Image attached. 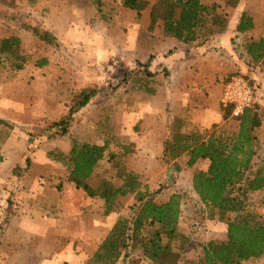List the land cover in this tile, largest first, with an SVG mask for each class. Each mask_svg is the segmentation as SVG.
<instances>
[{"label": "rangeland", "instance_id": "374dc122", "mask_svg": "<svg viewBox=\"0 0 264 264\" xmlns=\"http://www.w3.org/2000/svg\"><path fill=\"white\" fill-rule=\"evenodd\" d=\"M150 1L141 0L135 6H128L122 0H100V7L92 0H36L32 4L14 0L13 8L0 3V45H6L10 36H17L21 53L30 57L21 70L9 69L7 60L0 64V118L12 126L7 129L0 125V264H38L40 255L49 257L50 264H87L101 242L102 229L109 223H101V217L105 216L102 200L89 198L82 190L86 203H80L77 209L72 204L79 195L61 199L63 189L56 186L66 181L68 171L60 163H50L46 152L53 148L67 149L71 137L80 142L108 138L110 123L113 125L124 117L116 112L115 106L129 102L128 97L119 96L118 88L122 85L123 93H127L131 85L130 81L126 82L127 75L137 71V67H129L130 55L145 49L148 33L161 28L160 22L151 23L147 5ZM202 1L216 2L227 25H233L241 9L253 10L264 17V0H244V5L238 4L239 0ZM102 12L105 19L101 18ZM31 27L47 30L54 42L41 41ZM249 35L264 36V18L258 31ZM232 39L238 56L242 37L236 35ZM38 58H45L47 64L37 67ZM143 64L144 61L139 64V76L158 73L144 68ZM262 73L264 66L244 64L243 70L233 74L248 80L252 101L257 103L264 99ZM82 88L102 91L88 101L83 111L74 114L68 126L69 135H59L53 123L63 117L73 96ZM125 121V118L121 121L123 128ZM101 123L105 124L103 133ZM30 161L39 164L32 171ZM42 162L49 163L50 173L42 171ZM188 174H174L172 181L163 182L151 191L156 202L166 201L172 193L180 194L178 230L187 237V242L180 252L179 264H198L205 242L225 239V225L206 217L191 185L186 186ZM100 177L117 185L110 163L105 160L100 161L91 177L93 187ZM180 177L181 181L177 180ZM64 188L71 194L69 188ZM77 191L82 192L79 188ZM248 199L251 202L248 208L256 211L264 222V205L257 206L259 194L251 192ZM45 200L51 203L45 206ZM132 202L130 194L119 198L111 216L126 217ZM43 223L50 236L46 240H52L50 244H40L36 237ZM177 243L171 241L169 245L174 248ZM115 264L151 263L140 256L138 249L126 248ZM241 264H264V254Z\"/></svg>", "mask_w": 264, "mask_h": 264}, {"label": "trees", "instance_id": "16d2710c", "mask_svg": "<svg viewBox=\"0 0 264 264\" xmlns=\"http://www.w3.org/2000/svg\"><path fill=\"white\" fill-rule=\"evenodd\" d=\"M26 1L32 4L36 0ZM92 2L97 7L102 4L100 0ZM140 2L122 0V4L128 6ZM0 3L9 8L15 7L14 0H0ZM147 5L151 23L160 22L163 35L187 45L197 40L206 41L210 36L223 32L227 26L216 2L151 0ZM101 18L105 19L103 12ZM252 27V17L243 11L235 25V31L243 40L240 56L246 57L244 63L247 66H264V36L252 38L245 34ZM31 29L41 41L47 44L54 42L55 38L47 30ZM19 43L17 36H10L6 45H0V64L7 60L11 70L24 68L30 57L21 53ZM46 64L45 58L35 60L37 67ZM100 91V88H82L73 96V102L63 117L53 123L59 135H69L68 126L74 120L76 111ZM227 108L225 115L231 113V108ZM234 117L238 121V129L229 137L216 138L212 134L205 137V133L203 135L197 131L184 132L182 120L175 117L169 125L166 141L170 160L167 183L172 181L174 173L180 171L177 158L186 156L185 164L188 167L200 158L206 160L204 169L191 174V188L203 206L206 217L225 225V239L205 242L198 264H241L264 254V222L256 211L248 208L251 204L248 195L251 192L259 194L257 206L264 205V160L257 158L261 148L258 130L264 120V109L253 100L243 107L241 114ZM0 125L12 128L1 118ZM46 157L64 166L68 171L66 180L83 190L89 198L101 199L104 215L117 209L119 198L132 195L133 202L127 216L115 220L87 264H115L126 248L138 249L147 263L179 264L180 252L187 242V237L178 230L180 194L172 193L163 202L154 201L153 192L141 181L140 175L129 169L118 155L106 153V144L80 142L71 137L66 153L53 148L46 152ZM104 160L110 163V169L118 180L117 185L100 177L93 187L91 177L100 161ZM56 188L60 189L61 185L58 184ZM171 241L178 242L177 246L173 248L169 245Z\"/></svg>", "mask_w": 264, "mask_h": 264}, {"label": "crops", "instance_id": "0c3cea01", "mask_svg": "<svg viewBox=\"0 0 264 264\" xmlns=\"http://www.w3.org/2000/svg\"><path fill=\"white\" fill-rule=\"evenodd\" d=\"M239 2L238 4L244 5V0H239ZM240 11V14L245 11L252 17L253 27L245 32L250 36L251 31H258L260 21L264 17L258 16V13L253 10L241 9ZM240 14L235 18L233 25L228 24L220 34L212 35L206 41L197 40L192 45L180 43L172 37L163 35L160 27L157 30L154 28L150 31L145 39L146 44H143L145 49L138 50L135 53L132 52L133 55H130L129 67H137V71H129L130 74L127 75L126 82H131L128 92L123 93L122 85L118 88L120 91L119 96L129 98V102H123L115 106L117 108L116 112L124 114V117L121 120H115L113 125L110 123L112 128L110 131L108 130L109 134L106 133L108 138L101 141L86 142L106 144V153L111 152L118 155L124 164L138 173L141 181L152 190L163 184V182L169 181V177L166 176L170 164L166 152V141L169 134V125L174 117L182 120V131L184 132L197 131L203 135L205 133V137L212 134L216 138L229 137L236 133L238 121L232 111L230 114L225 115L228 108L220 102V97L225 78L233 75L237 70L244 69L246 57L244 55L240 56V54L236 55L239 51L236 49L235 43H231L234 40H230L236 35L241 36L235 31V25ZM240 47L242 48V46ZM238 58L241 60L238 61ZM141 61H144L142 65L144 68H148L150 71L154 69V73H158L155 76L146 74L143 77L139 76ZM254 75L251 76L252 79L255 78ZM261 77L264 78V73L261 74ZM140 89L143 91L141 92ZM258 103L264 109V99L258 100ZM84 108L83 106L76 113H80ZM107 118L105 116L106 120ZM124 118L126 128L121 126L123 124L121 121ZM104 125L101 123V133H103ZM230 127L231 130H229ZM258 137L261 148L258 151L257 158L258 160H264V120H262L259 127ZM68 149L69 147L67 149L60 148L59 150L66 153ZM185 161L186 156L184 155L177 158L180 171L174 174L179 176L182 173L187 174L189 172L188 178L185 180L187 186L191 185V174L204 169L207 163L206 160L200 158L193 166L188 167ZM49 162L53 163L55 161L51 160ZM34 165L39 164L30 161L31 171ZM41 165H43V172H51L48 167L49 163L42 162ZM58 175L62 176L60 173ZM65 177H67L66 173ZM177 180L181 181V177ZM64 186L69 188L71 194L67 192L68 190ZM61 188L63 189L61 199H67L70 195L75 197L79 195L75 202L71 203L72 207L78 209L80 203H86L83 191L80 189L82 194L77 191L73 183L66 180ZM45 201V206L47 203H51L50 200ZM60 203H62V200H60ZM115 219L111 216V213L101 217V223H108L109 221L106 227L101 225V227H105L102 229L101 239L112 227ZM8 227H11V224ZM39 228V235L36 237L40 244H50L52 240L51 242L46 240L50 239V236L47 233L48 230L45 224L43 223ZM36 253L38 252H35V255ZM36 261L38 262V259ZM39 261L41 262H38V264H50L51 260L49 257L40 255Z\"/></svg>", "mask_w": 264, "mask_h": 264}, {"label": "built area", "instance_id": "2783aa9c", "mask_svg": "<svg viewBox=\"0 0 264 264\" xmlns=\"http://www.w3.org/2000/svg\"><path fill=\"white\" fill-rule=\"evenodd\" d=\"M220 102L229 106L234 115L241 114L243 107L252 102V89L245 77L233 75L223 81Z\"/></svg>", "mask_w": 264, "mask_h": 264}]
</instances>
